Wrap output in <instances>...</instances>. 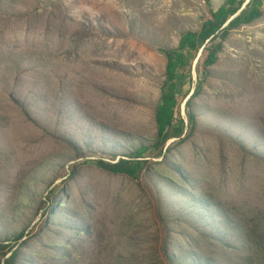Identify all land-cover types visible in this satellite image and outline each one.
<instances>
[{
  "label": "rangeland",
  "instance_id": "rangeland-1",
  "mask_svg": "<svg viewBox=\"0 0 264 264\" xmlns=\"http://www.w3.org/2000/svg\"><path fill=\"white\" fill-rule=\"evenodd\" d=\"M254 2L263 15L232 31L192 99L194 133L166 151L169 165L149 148L136 179L95 163L152 144L159 49L199 30L209 3L0 0V245L25 241L16 264H168L167 238L175 264H264V2ZM203 58L191 55L181 89L185 125Z\"/></svg>",
  "mask_w": 264,
  "mask_h": 264
},
{
  "label": "trees",
  "instance_id": "trees-1",
  "mask_svg": "<svg viewBox=\"0 0 264 264\" xmlns=\"http://www.w3.org/2000/svg\"><path fill=\"white\" fill-rule=\"evenodd\" d=\"M262 1L264 2V0ZM206 2H209V0H206ZM244 3V0H226L225 4L217 8H211V17L203 22L199 30H185L181 33L176 46L159 49L166 60L164 69L165 85L161 91L160 100L155 110L154 124L156 132L152 144L139 145L131 153V156L121 158L116 163L98 160L95 163L97 168L113 175H126L137 179L148 163L147 159H144V154L151 147L157 150V157H162L159 164H170L166 157V151H170L173 147L177 148V146L188 140L195 131L197 115L193 108L192 99L200 92L204 80L212 76L210 67L219 61V53L223 49L225 41L234 29L253 23L263 15V10L261 9L262 2L255 3L254 0H249L243 8ZM239 10H241L240 13L233 17ZM203 46L204 58L196 66L197 83L184 102L187 116V125H185L177 110L180 93L186 81V74L191 71L193 66L191 55L196 56V53ZM165 86H167V90H164ZM170 138H177V140L165 146L166 141ZM78 167V165L73 166L70 174L74 175ZM178 172L182 175L179 170ZM70 174L69 177L71 176ZM161 175L164 176L163 174ZM64 191L65 189L62 184L60 192L53 197L52 209L47 213L48 219H44V226L47 224L49 218L54 215V211H52L53 207L57 203L58 196L64 193ZM23 237L24 232H21L15 238V242H18ZM24 244L25 241L23 240L14 249L7 241L3 242L0 245V249L2 250L0 253V264H16L19 256L18 249ZM172 244L167 238L163 246L168 264L176 263V259L168 251V245L171 247Z\"/></svg>",
  "mask_w": 264,
  "mask_h": 264
},
{
  "label": "crops",
  "instance_id": "crops-1",
  "mask_svg": "<svg viewBox=\"0 0 264 264\" xmlns=\"http://www.w3.org/2000/svg\"><path fill=\"white\" fill-rule=\"evenodd\" d=\"M225 2H226V0H209V2H207V3H209V6L211 8H217V7L225 4ZM248 2H249V0H247L246 3H248Z\"/></svg>",
  "mask_w": 264,
  "mask_h": 264
},
{
  "label": "water",
  "instance_id": "water-1",
  "mask_svg": "<svg viewBox=\"0 0 264 264\" xmlns=\"http://www.w3.org/2000/svg\"><path fill=\"white\" fill-rule=\"evenodd\" d=\"M245 6H246V4L243 6V8H244ZM240 11H241V10H239V11H238L233 17H235L236 15H238V14L240 13ZM233 17H232V18H233ZM232 18H231V19H232ZM227 23H228V22H227ZM227 23H226V24H227ZM226 24H225V25H226ZM203 48H204V46L200 49V52L203 50ZM197 61H198V58H197ZM188 96H189V95H188ZM188 96H187V97H188ZM187 97L185 98V100L187 99ZM184 102H185V101H184Z\"/></svg>",
  "mask_w": 264,
  "mask_h": 264
},
{
  "label": "built area",
  "instance_id": "built-area-1",
  "mask_svg": "<svg viewBox=\"0 0 264 264\" xmlns=\"http://www.w3.org/2000/svg\"><path fill=\"white\" fill-rule=\"evenodd\" d=\"M203 2H205L206 0H202Z\"/></svg>",
  "mask_w": 264,
  "mask_h": 264
}]
</instances>
